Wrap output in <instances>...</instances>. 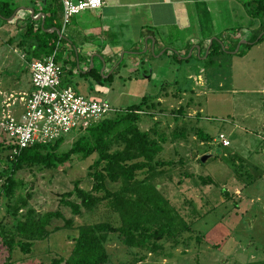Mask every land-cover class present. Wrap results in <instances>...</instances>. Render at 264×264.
Listing matches in <instances>:
<instances>
[{
	"label": "rangeland",
	"instance_id": "rangeland-1",
	"mask_svg": "<svg viewBox=\"0 0 264 264\" xmlns=\"http://www.w3.org/2000/svg\"><path fill=\"white\" fill-rule=\"evenodd\" d=\"M227 4L229 11L225 10ZM215 6L219 10L224 7V11L217 12ZM232 7L231 2L229 4L224 0L210 4L199 3L200 29L198 27L194 31V17L191 16L190 22L185 24L182 32H176L173 26H165L164 29L173 34V38L177 37L180 44L181 41L185 44L189 38L196 36L197 32L203 34L206 27L209 31L212 30L219 40L226 36L223 31L225 27L228 34L233 29L229 28V24L238 22L232 13ZM208 9L210 17L204 16ZM82 14L83 12H80L75 17ZM242 16L244 19L247 17L243 12ZM72 21L73 19L71 23ZM136 22L137 18H132L130 25ZM111 30L114 31L113 36L122 41L125 29L121 24ZM223 40L228 39L225 37ZM12 44H15L14 37ZM62 46L63 41L59 45L57 60L63 57ZM13 47L0 43V60L4 58V52L8 51L15 65L25 61L21 58L24 49L13 51ZM240 49L242 50V47ZM161 51L157 47L154 51H145L142 47L136 55L133 53L130 57V54L125 52L122 57L124 64H127L125 70L121 76L113 75L110 79L102 81L108 86L104 88L105 94L102 96L112 107L120 110L138 103L143 95L149 98L157 97L152 100L155 106L149 110L153 112V117L141 115L139 128L145 130L152 127L154 122H158L157 129L166 136L159 155L171 159L181 154L188 162L183 166L177 163L169 167L168 172L153 181L158 183V190L174 208L186 219L192 220L195 236H199L200 232L203 237L200 244L195 238H191L187 246L166 245L165 252H170L169 256L147 253L138 261H135V257L133 259L129 248L113 239L107 245L111 261L108 264H243L252 259L264 260V67L260 59L264 53V41L242 57L231 50L230 54H220L217 62L209 67L204 61L207 68L201 70L202 77L196 82L192 80V76L204 66L203 60L194 53L185 61L178 59L175 53ZM190 52L188 48L184 58H188ZM160 53L161 57H158ZM135 56L138 61L133 64L130 60ZM2 68L0 91L9 93L6 87L16 82L8 79L6 66ZM19 69L20 67H17L16 71L14 68L11 77L19 75L22 85H26L27 75L21 74ZM173 73H177L173 78L176 81L172 80ZM77 77V81H84L79 83H89V78ZM103 77L104 75H101V78ZM67 79L69 78L65 75V81ZM165 79L169 81H164ZM2 100L3 95L0 94V112ZM179 105L185 106V114L176 120V113L173 112ZM176 129L185 132L184 139L171 137L172 131ZM197 131L208 135V138L201 140L196 134ZM220 132L229 139V145L222 146L214 140ZM76 136V131L68 134L61 148H68ZM9 150L10 148H6L10 154ZM73 157L56 169L35 167L17 173V176L26 182V189L32 194L29 203L36 210L60 208L64 216L71 215L69 207L59 205V194L70 190L73 181L77 179L81 187L91 186L86 172L95 154L85 159H79L77 155ZM183 171L192 173L193 176L184 178ZM198 175H208L214 183L201 185L194 182L193 179L197 180ZM179 178L184 179V182L179 184ZM221 189L227 190L229 197L225 198L220 192ZM185 196L195 207L191 218L188 216L191 215V205L184 201ZM106 209L101 203L95 211L75 217L74 227L81 222L90 223L106 219L109 217ZM3 219L10 218L5 215ZM55 223L62 224L63 221L56 219L53 224ZM74 227L61 228L45 239L34 241L32 256L26 259H22L26 255L16 249L12 259L21 264H52L53 257H65L70 253L73 236L76 234ZM215 243H218V247H215ZM6 254L0 246V262Z\"/></svg>",
	"mask_w": 264,
	"mask_h": 264
},
{
	"label": "trees",
	"instance_id": "trees-1",
	"mask_svg": "<svg viewBox=\"0 0 264 264\" xmlns=\"http://www.w3.org/2000/svg\"><path fill=\"white\" fill-rule=\"evenodd\" d=\"M241 3L247 17H237V20L242 19L239 25H246L250 30L247 41L240 45L242 50L239 48L237 54L252 44L264 41V0H241ZM8 7V2L0 1V16L3 15L1 10L9 13ZM238 41L234 40L227 48L221 39L215 37L207 50V65L217 62L220 54L234 50ZM45 46L43 42V52L48 53ZM37 56L41 57L34 52L33 57ZM18 94L12 95L16 97ZM152 97L143 95L138 103L122 110L115 109L105 99L110 106L106 116L90 121L84 128L76 127L56 138L36 141L16 154L7 153L6 148L9 149L10 145L0 140V246L7 252L0 264H21L12 259L16 249L26 255L22 259L31 257L34 241L45 239L61 228H73L75 217L95 211L101 203L107 208L109 217L76 224L70 253L65 257H53L52 264H108L111 261L107 245L113 239L129 248L135 261L141 260L147 253L169 256L170 252H165L166 245L187 246L191 238L200 244L203 235L199 232V236H195L192 220L179 213L158 190V183L153 181L168 172L169 167L177 163L183 166L188 160L181 154L171 159L159 155L166 136L157 129L158 122L145 130L139 128L141 115L153 117V112L149 110L155 106L152 100L157 97ZM15 107L18 105H13ZM184 108L179 105L175 109L174 119L184 116ZM73 131L77 132V136L68 148L62 149L64 139ZM196 134L201 140L208 138L203 132L197 131ZM171 135L185 138V132L180 129L173 130ZM92 154L95 158L86 172L91 186L83 188L77 179L70 190L59 194V205L69 207L70 216H64L60 208L38 211L30 205L32 194L26 189V182L17 176L20 170L35 167L56 169L75 155L85 159ZM183 174L184 178L193 176L185 171ZM193 181L201 185L214 183L208 175H198ZM183 182L184 179H178L179 184ZM220 192L225 198L229 197L227 190L221 189ZM184 201L191 205V215H188L191 218L195 207L186 196ZM5 215L10 219L4 220ZM56 219H61L63 223L53 224ZM243 264H264V260L252 259Z\"/></svg>",
	"mask_w": 264,
	"mask_h": 264
},
{
	"label": "crops",
	"instance_id": "crops-1",
	"mask_svg": "<svg viewBox=\"0 0 264 264\" xmlns=\"http://www.w3.org/2000/svg\"><path fill=\"white\" fill-rule=\"evenodd\" d=\"M0 1L9 3V13H5L6 10H1L3 15L0 16V43L14 46L13 51L24 49L23 53L21 52V58L25 59L22 63L15 65L14 61H11L12 57L9 52H4V58L0 60V66L4 68L6 66L5 72L8 73V79H13L16 84L12 83L6 87L9 93L0 91L3 100L10 94L30 91L32 89L29 68L31 60L42 59L55 53L54 58L56 61L59 45L62 41L63 57L57 60L62 69L61 85L72 86L75 91L88 98L105 100L106 98L102 95L105 94L104 88L108 86L102 81L110 79L113 75L121 76L122 71L127 66V64H124L123 54L127 52L130 54L129 57L136 55L142 47L145 51H154L157 47L162 50L161 53L166 51L170 54L175 53L178 55V59L185 61L194 53L196 57L203 60L204 64L192 76V80L196 82L201 76V70L203 71L204 68L210 66L207 65L206 67V64H208L206 55L210 42L215 39V34L206 27V32L203 34L197 32V35L189 38L185 44L182 41L180 44L179 39L177 37L173 38V34L164 27L173 26L176 32H182L185 29V24L190 22L191 16L194 17V31L198 27L200 29L199 3L210 4L217 3L220 0H103V4L99 8L83 10L81 11L83 14L78 17H75V15L80 12L76 13L69 18V23L66 24H63L62 21L60 0ZM224 1L233 4L232 13L236 18L242 17V12L247 15L241 0ZM215 9L219 13L224 11V7L219 10L215 6ZM225 10L229 11L228 4L227 7L225 6ZM210 11L209 9L205 11L204 16L210 17ZM132 18H137V22L130 25ZM72 19L73 23H71ZM239 21L241 22L242 19H239ZM239 21L233 23L234 25L229 24V28L233 29L228 34L225 27L223 31L226 36L221 39L223 46L227 48L234 43V40L239 39L233 52H236L249 36L250 29L246 25H239ZM120 24L125 29L124 35L121 37L122 41L119 40V37H114V31L111 30ZM13 37L15 44H12ZM225 37L228 40L224 41L223 38ZM58 41L59 44H57ZM43 42L46 44L45 48L49 50L48 53L43 52ZM257 46L258 43L252 44L238 55L242 57L246 52ZM50 47L53 48L50 49ZM188 48L191 52L188 58H184ZM230 51L225 53L230 54ZM34 52L39 53L41 57H33ZM161 53L158 57H161ZM131 58L130 61L133 64L138 61L136 56ZM260 59H262L264 67V53L261 54ZM2 67H0L1 71ZM17 67H20L21 74L27 75L26 85H22L19 75V77H11L14 68L16 70ZM65 75L69 78L66 81ZM101 75H104V77L101 78ZM77 76L89 78V83L87 85L79 83H84V81H77ZM176 76L177 73L171 75L173 81H176L173 79ZM188 76L191 75L188 74ZM164 81H169V79ZM3 100L1 104H3Z\"/></svg>",
	"mask_w": 264,
	"mask_h": 264
},
{
	"label": "built area",
	"instance_id": "built-area-1",
	"mask_svg": "<svg viewBox=\"0 0 264 264\" xmlns=\"http://www.w3.org/2000/svg\"><path fill=\"white\" fill-rule=\"evenodd\" d=\"M62 21L83 10H93L103 0H60ZM55 53L30 62L32 89L3 100L0 112V140L10 145V155L36 141L58 137L76 127H86L93 120L106 116L110 106L105 100L88 98L72 86L61 85V66ZM17 104L18 107L13 108ZM222 146L229 144L223 132L214 139Z\"/></svg>",
	"mask_w": 264,
	"mask_h": 264
},
{
	"label": "clouds",
	"instance_id": "clouds-1",
	"mask_svg": "<svg viewBox=\"0 0 264 264\" xmlns=\"http://www.w3.org/2000/svg\"><path fill=\"white\" fill-rule=\"evenodd\" d=\"M99 8V7H98ZM97 9V8H96ZM230 143V142H229ZM229 145V144H228Z\"/></svg>",
	"mask_w": 264,
	"mask_h": 264
}]
</instances>
